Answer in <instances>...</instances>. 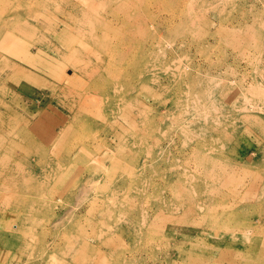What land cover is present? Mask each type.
I'll use <instances>...</instances> for the list:
<instances>
[{
	"label": "rangeland",
	"instance_id": "374dc122",
	"mask_svg": "<svg viewBox=\"0 0 264 264\" xmlns=\"http://www.w3.org/2000/svg\"><path fill=\"white\" fill-rule=\"evenodd\" d=\"M0 37V264H264V0H0Z\"/></svg>",
	"mask_w": 264,
	"mask_h": 264
},
{
	"label": "bare ground",
	"instance_id": "6f19581e",
	"mask_svg": "<svg viewBox=\"0 0 264 264\" xmlns=\"http://www.w3.org/2000/svg\"><path fill=\"white\" fill-rule=\"evenodd\" d=\"M28 22V21H27ZM6 29V28H5ZM3 33V32H2ZM4 34V33H3ZM6 34H4V36H5ZM2 36V35H1ZM7 37V36H6ZM1 38V37H0ZM3 142V141H2ZM13 185H16V183L15 184H13ZM252 255V254H251ZM248 256V255H247ZM249 260V259H248Z\"/></svg>",
	"mask_w": 264,
	"mask_h": 264
}]
</instances>
